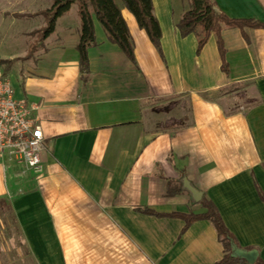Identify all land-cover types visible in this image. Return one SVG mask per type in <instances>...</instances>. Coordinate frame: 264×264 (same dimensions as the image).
<instances>
[{
	"label": "crops",
	"instance_id": "0c3cea01",
	"mask_svg": "<svg viewBox=\"0 0 264 264\" xmlns=\"http://www.w3.org/2000/svg\"><path fill=\"white\" fill-rule=\"evenodd\" d=\"M115 2L133 61L92 16L94 41L80 75L72 4L35 61L8 74L15 97L37 106L43 135L42 174L12 178L20 167L0 162V203L19 181L28 185L12 202L30 257L35 264L217 263L224 252L212 222L184 228L170 215L203 211L186 178L214 204L238 249L264 262V28L245 27L244 37L221 25L225 73L213 34L198 53L195 34L180 35L186 0H152L159 49ZM212 3L228 17L264 21V0ZM235 83L236 91L220 92Z\"/></svg>",
	"mask_w": 264,
	"mask_h": 264
},
{
	"label": "trees",
	"instance_id": "16d2710c",
	"mask_svg": "<svg viewBox=\"0 0 264 264\" xmlns=\"http://www.w3.org/2000/svg\"><path fill=\"white\" fill-rule=\"evenodd\" d=\"M121 2L134 16L139 28L146 32L151 43L159 49L161 29L153 13L152 0H121ZM72 4L77 5V13L80 21L79 35L75 46L79 56L80 75L87 72V48L94 41L92 16L99 22L107 37L122 50L128 59L133 61L132 41L115 0H51L49 7L38 12V14H42L47 19V24L41 31L39 37L40 42H43L54 31L57 18L68 12ZM222 24L226 27L240 29L244 37L245 27L264 28V21L261 22L250 18H232L223 12H217L213 8L212 0H189L188 8L182 13L176 23V27L181 36H186L190 33L195 34L197 39V53L201 50L208 37L213 34L216 38L220 67L222 71L227 73L225 47L220 35ZM13 62L12 59L0 58V67L4 75L9 74ZM240 86L235 83L222 88L220 92L230 93L236 91ZM261 198L264 201V196L261 195ZM197 204L203 209L200 213H170V215H178L181 217L184 220V228L197 219H207L212 222L224 252L222 258L215 264L244 262L243 258L234 254V250L238 249L239 246L233 235L225 227L214 204L204 196L201 197ZM143 211L159 215V213L148 208H145ZM253 264H264V262L256 258Z\"/></svg>",
	"mask_w": 264,
	"mask_h": 264
},
{
	"label": "rangeland",
	"instance_id": "374dc122",
	"mask_svg": "<svg viewBox=\"0 0 264 264\" xmlns=\"http://www.w3.org/2000/svg\"><path fill=\"white\" fill-rule=\"evenodd\" d=\"M186 2L188 6L189 0ZM50 4L51 0H0V58L14 61L9 74L23 70L44 48L39 37L47 19L38 12ZM187 112L185 106V116ZM28 190V185L21 180L15 184L14 196L8 203L6 200L0 203V264H35L17 224V206L12 202Z\"/></svg>",
	"mask_w": 264,
	"mask_h": 264
},
{
	"label": "built area",
	"instance_id": "2783aa9c",
	"mask_svg": "<svg viewBox=\"0 0 264 264\" xmlns=\"http://www.w3.org/2000/svg\"><path fill=\"white\" fill-rule=\"evenodd\" d=\"M36 109L15 97L12 81L0 67V162L8 171L20 167L9 174L12 178L43 173V135Z\"/></svg>",
	"mask_w": 264,
	"mask_h": 264
},
{
	"label": "water",
	"instance_id": "95a60500",
	"mask_svg": "<svg viewBox=\"0 0 264 264\" xmlns=\"http://www.w3.org/2000/svg\"><path fill=\"white\" fill-rule=\"evenodd\" d=\"M182 182H183V187L190 193L193 201L198 202L202 197V193L199 190H197L194 186H192V184L186 178H183ZM234 254L238 257L245 259L248 262H252L255 259L254 253L244 252L239 249H235Z\"/></svg>",
	"mask_w": 264,
	"mask_h": 264
}]
</instances>
